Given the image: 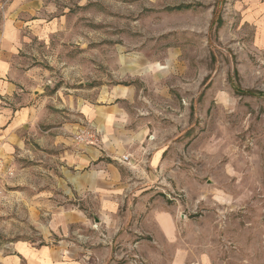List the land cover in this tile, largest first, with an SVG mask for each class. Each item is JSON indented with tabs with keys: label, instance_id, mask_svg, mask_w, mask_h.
<instances>
[{
	"label": "rangeland",
	"instance_id": "rangeland-1",
	"mask_svg": "<svg viewBox=\"0 0 264 264\" xmlns=\"http://www.w3.org/2000/svg\"><path fill=\"white\" fill-rule=\"evenodd\" d=\"M14 1L0 0V24L4 10ZM263 2L43 0L44 5L57 6L46 14L60 17L61 28L45 43L33 36L27 45L29 54L21 53L30 66L49 69L54 84L129 82L158 104L150 109L154 115L181 116L182 137L171 135L176 154L170 167L179 166L180 179L188 189L180 196L171 193L189 204L181 211L187 219L175 211V244L186 248V264H197L201 257L211 264H264ZM178 5L187 7L175 9ZM111 53L135 58V69L156 63L157 72L145 82L113 76L107 71L113 60L98 59L100 54L103 60L111 58ZM170 55L178 59L161 72ZM70 62L73 67L61 71ZM187 62L196 71L186 72ZM93 68L95 74L90 72ZM161 88L167 92L165 99ZM184 104L189 109L183 114V108H178ZM3 143L12 153L15 175L0 195V252H9L19 241L41 246L69 238L83 240L82 227L71 235L51 230L58 223L57 211L68 209L83 212L94 225L100 210L94 197L84 203L81 194L69 191L51 150L37 152L34 145L32 152H20ZM130 201L120 214L125 207L134 212V200Z\"/></svg>",
	"mask_w": 264,
	"mask_h": 264
},
{
	"label": "crops",
	"instance_id": "crops-1",
	"mask_svg": "<svg viewBox=\"0 0 264 264\" xmlns=\"http://www.w3.org/2000/svg\"><path fill=\"white\" fill-rule=\"evenodd\" d=\"M54 9L55 4L44 5L43 0H15L4 10L0 24L2 154H12L3 142L20 152H32L34 145L37 152L51 150L69 191L81 194L84 203L94 197L100 210L94 225L79 210L57 211L58 223L52 233L71 235L82 227L83 240L69 238L41 246L19 241L9 252H0V264H186V248H176L175 244V211L187 219L181 211L189 204L171 193L180 196L188 189L180 179L179 166L170 167L176 154L171 135L182 137L178 127L184 124L183 119L171 112L154 115L150 109L158 104L152 103L150 96L140 95L129 82L72 87L54 84L49 69L30 66L21 53L29 54L27 45L33 36L38 35L37 39L45 43L61 28L60 17L46 14ZM248 11L253 17L250 7ZM212 19L213 8L207 31ZM109 57L103 60L100 54L98 59L104 63L113 60L107 70L113 76L137 77L145 82L157 72L156 63L135 69V58L125 59L118 53ZM177 59V55L166 57L161 72ZM72 64L61 71H68ZM184 67L186 72L194 69L190 62ZM90 72L95 74L97 70ZM160 93L165 99V88ZM182 108L183 114L189 109L185 104L178 109ZM81 131H88L91 137L77 139ZM123 155L129 156L127 162L121 160ZM163 193L174 201L166 200ZM129 200H134V212L125 207L120 214ZM197 261L211 264L205 257Z\"/></svg>",
	"mask_w": 264,
	"mask_h": 264
},
{
	"label": "built area",
	"instance_id": "built-area-1",
	"mask_svg": "<svg viewBox=\"0 0 264 264\" xmlns=\"http://www.w3.org/2000/svg\"><path fill=\"white\" fill-rule=\"evenodd\" d=\"M85 135V136H84ZM85 137V138H84ZM90 138L91 135L88 131H81L77 134L76 138L79 140H86ZM121 160L127 162L129 160L128 155H123ZM15 175V169L12 164V160L10 156H6L2 154V145L0 143V195H2L5 191V185L12 179Z\"/></svg>",
	"mask_w": 264,
	"mask_h": 264
},
{
	"label": "trees",
	"instance_id": "trees-1",
	"mask_svg": "<svg viewBox=\"0 0 264 264\" xmlns=\"http://www.w3.org/2000/svg\"><path fill=\"white\" fill-rule=\"evenodd\" d=\"M182 7H187V6H186V5H185V6L178 5V6H176L175 8H176V9H181Z\"/></svg>",
	"mask_w": 264,
	"mask_h": 264
}]
</instances>
